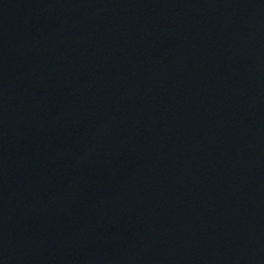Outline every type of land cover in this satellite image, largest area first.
Returning <instances> with one entry per match:
<instances>
[{"label": "water", "instance_id": "obj_1", "mask_svg": "<svg viewBox=\"0 0 264 264\" xmlns=\"http://www.w3.org/2000/svg\"><path fill=\"white\" fill-rule=\"evenodd\" d=\"M0 264H264V0H0Z\"/></svg>", "mask_w": 264, "mask_h": 264}]
</instances>
